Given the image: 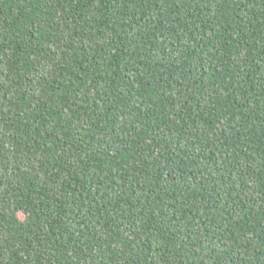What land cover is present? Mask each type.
I'll use <instances>...</instances> for the list:
<instances>
[{"label":"trees","instance_id":"1","mask_svg":"<svg viewBox=\"0 0 264 264\" xmlns=\"http://www.w3.org/2000/svg\"><path fill=\"white\" fill-rule=\"evenodd\" d=\"M0 264H264V0H0Z\"/></svg>","mask_w":264,"mask_h":264}]
</instances>
